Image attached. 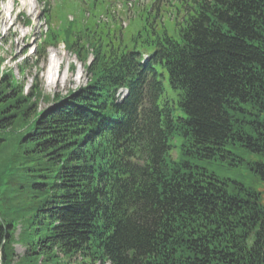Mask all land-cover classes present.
I'll use <instances>...</instances> for the list:
<instances>
[{"label": "trees", "instance_id": "obj_1", "mask_svg": "<svg viewBox=\"0 0 264 264\" xmlns=\"http://www.w3.org/2000/svg\"><path fill=\"white\" fill-rule=\"evenodd\" d=\"M43 3L47 30L38 54L63 43L90 79L38 110L49 97L36 75L24 92L11 70L0 73V150L8 153L0 173V264H264L257 193L241 185L230 192L195 164L225 158V146L238 143L262 154L255 170L264 181V0L169 2L176 36L162 23L146 40L145 62L135 47L108 46L86 26L85 37L56 27L50 1ZM156 65L177 92L179 116L160 98ZM122 87L127 95L118 101ZM31 153L46 164L44 180L33 183L36 206L18 182L27 177L9 165ZM15 241L25 247L20 256Z\"/></svg>", "mask_w": 264, "mask_h": 264}, {"label": "rangeland", "instance_id": "obj_2", "mask_svg": "<svg viewBox=\"0 0 264 264\" xmlns=\"http://www.w3.org/2000/svg\"><path fill=\"white\" fill-rule=\"evenodd\" d=\"M115 1L117 0H96V6H94L91 0H50V8L55 13L52 24H55L56 27L60 26L61 29L71 26L73 30L82 32V37H85V34H91L88 30L83 31V27L86 26L87 29L93 30L97 37L102 38L108 46L111 42L118 49L135 47L141 52H151V45L146 40L154 38L153 31L161 32L162 23L169 35L176 36L173 20L166 14V0H156L152 3L150 10V12L153 11L152 13L136 15L130 25L125 28L123 27L128 19L133 17L136 7L141 8L145 2L150 4L152 0H134L135 5L132 11L119 10V12L115 11ZM42 6L43 0H0V54L4 59L3 66L5 70H11L15 77L23 82L26 91L31 89L33 76L37 75L43 95L49 97L48 100L42 98L38 101V110H43L53 102L52 96L58 94L62 97L69 91L84 85L90 76L86 73L83 67L84 63L80 62V58L65 48L62 43L49 47L46 56L33 52V48L41 33L45 31L47 24L41 11ZM156 7L161 8L159 16L155 14ZM87 9L89 16L85 13ZM26 16L31 19L27 25L25 24ZM69 17H72L73 20L69 21ZM107 26L111 27L109 34ZM60 38L65 39L63 35ZM53 56L58 61V68L55 72L54 83L49 85L48 82L51 79L47 70ZM88 60L90 62L92 57H88ZM21 63L26 65L23 72L20 67ZM155 68L159 72L158 78L163 85V93L160 98L167 99L173 106L174 117L181 115L182 111L177 104V92L169 86L166 68L160 65H156ZM178 140V137L171 139L173 147L170 152L174 157L178 155ZM225 149L228 152L225 158L197 159L195 164L206 173L214 174L219 179L225 180L230 192H233L232 187L235 185L244 186L246 189L256 192L259 201L264 204V181L255 170L256 164L263 160L262 154L240 146L238 143H229ZM7 154L0 150V173L3 169L4 157ZM28 155H32V158L26 160ZM44 160V157L31 153L18 155L14 164L9 162L10 166H14L12 173L20 172L21 175L27 177L26 182H21V180L18 182L27 186L26 201L35 202V206L37 198L30 197L40 190V187L34 186L33 183H41L44 180L41 178L46 174V171L43 170L46 166ZM16 167L20 169L16 170ZM14 246L18 255L25 251L21 244L14 243ZM42 264L48 263L43 262Z\"/></svg>", "mask_w": 264, "mask_h": 264}, {"label": "bare ground", "instance_id": "obj_3", "mask_svg": "<svg viewBox=\"0 0 264 264\" xmlns=\"http://www.w3.org/2000/svg\"><path fill=\"white\" fill-rule=\"evenodd\" d=\"M25 37V35H24ZM51 63L49 64L48 70H47V74L50 77V81L48 82L49 85H52L55 81V72L58 68V61L55 60V57H51Z\"/></svg>", "mask_w": 264, "mask_h": 264}]
</instances>
